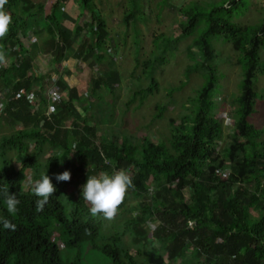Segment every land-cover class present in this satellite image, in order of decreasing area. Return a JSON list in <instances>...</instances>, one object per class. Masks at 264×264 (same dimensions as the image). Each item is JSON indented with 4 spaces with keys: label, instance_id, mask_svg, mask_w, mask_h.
Wrapping results in <instances>:
<instances>
[{
    "label": "trees",
    "instance_id": "obj_1",
    "mask_svg": "<svg viewBox=\"0 0 264 264\" xmlns=\"http://www.w3.org/2000/svg\"><path fill=\"white\" fill-rule=\"evenodd\" d=\"M69 1L55 0L49 8L34 0H8L5 5L12 23L7 36L0 39L6 54L5 62L0 63V133L5 128L11 132L0 134L4 157L0 188L8 186L20 204L12 215L0 194V217L17 226L11 231L0 223V264H79L61 259L54 232L65 238V247L88 243L112 264H264V132L247 121L258 97L255 77L264 73L259 56L264 46V18L252 29L233 23L232 8L242 0L218 5L214 1L207 6L194 3L182 9L186 22L179 26L181 36L191 37L205 23L194 47L198 46L202 66L209 72L206 84L193 99L189 115L180 123L170 119L167 142L156 143L142 135L135 144L98 132L100 121L92 98L102 100V89L118 88L121 71L115 58L107 56L113 53L110 32L95 0H78L81 16H90V21L75 26L78 33L87 29L85 41L75 46L73 31L62 26ZM133 15L125 17L128 26L135 23ZM217 36L225 37L243 65L234 132L225 158L218 149L224 136L214 100L218 74L210 65V39ZM192 48L188 47V53L194 61L199 58ZM38 53L52 55L57 73L69 71L63 70L68 54L75 60L91 59L103 73H93L86 96L80 87H70L63 76L53 83L50 75L37 74L34 62ZM192 65L187 75L201 71ZM48 85L59 90L57 100L45 93ZM182 86L173 88L171 94ZM144 91L152 95L156 83L152 81ZM111 92L115 97L116 91ZM134 100L126 103L127 108ZM164 111L158 105L153 121L160 120ZM55 150L61 154L52 155ZM9 152H14L11 158L20 167L7 160ZM120 169L132 177L134 187L117 214L125 216V221L107 234V228L114 229L120 220L91 216L81 187L69 195L63 193V187L77 183L75 174L83 176L82 186L87 176ZM65 170L70 171L71 180L60 183L56 175ZM46 171L56 192L44 210L36 212L37 197L30 183L24 188V182L28 173L34 181ZM62 198H67L68 204H63ZM132 200L136 206L126 209ZM155 222L159 223L155 230L147 229L146 223Z\"/></svg>",
    "mask_w": 264,
    "mask_h": 264
},
{
    "label": "rangeland",
    "instance_id": "obj_2",
    "mask_svg": "<svg viewBox=\"0 0 264 264\" xmlns=\"http://www.w3.org/2000/svg\"><path fill=\"white\" fill-rule=\"evenodd\" d=\"M43 1L49 8L50 4L55 0ZM95 1L103 13L110 32L109 45L113 53L107 56L115 58L117 68L121 71L120 75L122 77L121 85L115 90L111 88L101 90L104 91L102 100L92 98L91 103L98 115L97 120L100 121L98 132L108 138L118 136L121 141L127 139L135 144L139 142V138L142 135H146L156 143L167 142L171 130L170 119H176L180 123L183 117L189 115L193 99L206 84L209 74L207 67L202 66V63H204L201 58L202 53L198 46L194 47L195 39L200 38L205 30V23L191 37L181 36L179 26L186 22V17L181 10L188 8L194 3L207 6L208 4H213L212 2L214 1L218 5L223 1L227 2L229 0ZM69 2L66 5V13L72 16V11L75 10L77 14H81L82 8L79 1L70 0ZM133 13H135V16L133 15L135 23L131 22L128 26L125 23V17ZM231 17L233 23L242 27H248L249 29L258 27L264 18V0H242L240 3L236 2L232 8ZM62 21L63 27L73 31L75 46H79L83 40L85 41L86 38L84 36L87 35L86 27L83 32L78 33L75 31V26L77 23L82 26L89 22L90 16L80 15L77 22L68 20V17L63 18ZM210 43L213 47L210 65L216 70L219 81L218 89L215 92V106L217 114L222 118L224 124V136L218 144V149L222 157L225 158L228 145L230 144V136L234 132L235 110L237 108L236 98L240 92L243 65L238 62L237 52L233 50L232 45L227 42L225 37L217 36L211 38ZM191 46H193L192 50L197 53L199 58L194 61L188 53V47ZM259 56L261 66H264V46L259 50ZM73 58L68 54L67 60L76 62L77 65L75 70L79 76H77L78 87L87 96L88 91H90V76H92V73L97 75L103 73V71L101 67L96 70L93 64H91L93 68L86 67L85 62L90 63L91 59L87 61L82 58L79 60ZM193 63L201 71H193L187 75L188 68L193 69ZM68 64L69 66L66 69L71 68V62ZM205 64L208 65L207 62ZM71 71L70 74L76 72L72 68ZM50 76L51 79L52 77H58L57 75ZM152 81L156 83L157 91L152 95H146L144 89L150 86ZM181 83L183 86L175 91L174 94H171L172 89L180 86ZM254 90L258 97L254 106V113L248 117L247 121L256 129L264 132V73L256 75ZM111 91H116L115 97ZM45 93L51 96L54 93L58 98L60 97L59 90L55 86L51 87L48 85ZM136 94L137 96H135ZM134 98L133 104L127 108L126 103ZM84 105L89 107L88 103H84ZM158 105L164 107L166 111L163 112L160 120L153 121ZM81 113L84 114L82 111ZM47 115H51L50 110ZM10 132L11 130L5 128L0 134L7 135ZM262 139L264 140V135ZM29 149L31 150V146ZM2 152L0 154V170L4 166ZM12 153L14 152L7 154V160L11 164L15 161V158H11ZM59 154H61L60 150L52 152V155ZM15 166L18 168L20 164L16 163ZM226 166L228 167V165ZM82 177L80 173L75 174L73 178H76L74 181L77 183H67L63 187V193L69 195L77 192L78 188L81 187ZM58 182L61 183V181ZM29 183L30 176L28 173L24 182L25 189H27ZM61 201L65 205L68 204L67 198H62ZM135 206L136 203L132 200L126 209ZM136 213L132 214L135 215ZM122 216H116L112 220H120V223L114 229H111V226L107 228V234L120 228L121 223L125 221V216ZM155 228V223L147 224V229L153 231ZM56 230L58 229L56 228ZM101 233L105 234V230ZM53 240L58 244L59 253L63 261H77L79 264H112L109 257L93 249L88 243L67 248L63 245L65 238L61 239L58 232H54Z\"/></svg>",
    "mask_w": 264,
    "mask_h": 264
},
{
    "label": "clouds",
    "instance_id": "obj_3",
    "mask_svg": "<svg viewBox=\"0 0 264 264\" xmlns=\"http://www.w3.org/2000/svg\"><path fill=\"white\" fill-rule=\"evenodd\" d=\"M8 0H0V39L7 36L9 26L12 23L11 14L6 11L5 5ZM6 54L0 46V63H4ZM53 99L58 97L53 93ZM107 162V161H106ZM57 181L68 182L71 180V173L65 170L56 175ZM132 177L126 170L120 169L112 173L100 172L98 175L87 176L86 183L81 186L82 197L90 205V214L93 217L102 215L106 220L114 219L119 213L120 205L125 200L128 190L133 188ZM32 193L37 197L35 200L36 212H42L48 204L50 198L56 192V186L52 183L47 171L41 173L39 179L30 181ZM0 194L4 197V202L8 213L15 215L18 212L20 200L15 193H10L8 186L0 188ZM0 223L6 230L15 231L17 226L9 219L0 217Z\"/></svg>",
    "mask_w": 264,
    "mask_h": 264
},
{
    "label": "crops",
    "instance_id": "obj_4",
    "mask_svg": "<svg viewBox=\"0 0 264 264\" xmlns=\"http://www.w3.org/2000/svg\"><path fill=\"white\" fill-rule=\"evenodd\" d=\"M34 1H36L35 3L45 4L43 0H34ZM72 12H73V14H72L73 17L70 16L69 14H67L66 11H65L66 15L68 16V20H70L72 22L73 21H76L77 22L78 19H79V16L81 14H77L75 12V10L72 11ZM30 40L31 41H36V38L34 36H32V37L30 36ZM52 60H53L52 55L38 53L37 56H36L35 62H34L35 63V72L37 74H41V75H57L58 77H62L63 76V77H65V80L67 81V83L69 84L70 87H78L79 86V83H77L78 82L77 79H78L79 76L77 74V71L75 70V68L77 67L76 62L69 61V60L66 59L65 60V63H63V64H65V67H63V70H69V71L67 73H66V71H63V72L61 71L60 73H57L56 71H54V66H53ZM69 62H71V68H72V70L73 71H76L74 74L73 73L70 74L72 72L71 71V68L70 69H66L69 66V64H68ZM85 64H86V67L93 68L92 65H91V62L90 63L89 62H85ZM94 67L97 70L99 66L98 65H95ZM92 76H93V73H92ZM90 79H91V76H90Z\"/></svg>",
    "mask_w": 264,
    "mask_h": 264
},
{
    "label": "built area",
    "instance_id": "obj_5",
    "mask_svg": "<svg viewBox=\"0 0 264 264\" xmlns=\"http://www.w3.org/2000/svg\"><path fill=\"white\" fill-rule=\"evenodd\" d=\"M51 77V76H50ZM52 82L53 83H56L57 82V80H58V77H52ZM48 95V94H47ZM49 97L51 98V99H53V95L51 96L50 94H49ZM54 100V99H53ZM0 101H2V97L0 96ZM2 107H1V105H0V113L2 112ZM227 171H228V169L227 168H225V172L227 173ZM72 184V183H71ZM147 224H149V223H146V227H147ZM150 224H152V223H150ZM155 224H156V227H157V225L159 224L158 222H155ZM191 226H192V224H190Z\"/></svg>",
    "mask_w": 264,
    "mask_h": 264
}]
</instances>
